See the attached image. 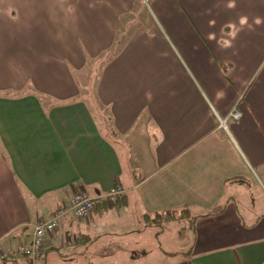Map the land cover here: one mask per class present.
<instances>
[{
  "label": "crops",
  "instance_id": "1",
  "mask_svg": "<svg viewBox=\"0 0 264 264\" xmlns=\"http://www.w3.org/2000/svg\"><path fill=\"white\" fill-rule=\"evenodd\" d=\"M135 2L0 0V264H30L34 225L116 184L37 264H264V0H154L126 34ZM183 222L186 252L149 232Z\"/></svg>",
  "mask_w": 264,
  "mask_h": 264
},
{
  "label": "built area",
  "instance_id": "2",
  "mask_svg": "<svg viewBox=\"0 0 264 264\" xmlns=\"http://www.w3.org/2000/svg\"><path fill=\"white\" fill-rule=\"evenodd\" d=\"M240 117L241 114L236 109H233L229 114V118L234 120H238ZM123 193L124 190L119 184H116L113 188L98 196H90L84 191L76 193L66 206L55 212L47 220L37 223L32 227L29 243L21 246L17 254L25 257L30 264H37L42 254L45 236L55 231L60 226L64 217L72 215L78 220L86 219L104 201L115 203Z\"/></svg>",
  "mask_w": 264,
  "mask_h": 264
},
{
  "label": "rangeland",
  "instance_id": "3",
  "mask_svg": "<svg viewBox=\"0 0 264 264\" xmlns=\"http://www.w3.org/2000/svg\"><path fill=\"white\" fill-rule=\"evenodd\" d=\"M153 1L154 0H146V1L138 0V2H135V4H134L135 15L132 18V21L129 22V23L124 22V25H125L124 26L125 27L124 31L126 32V34H130V32L133 29L130 32H128V28H134L133 27L134 25L138 26V27H142V26L146 27V26L149 25L148 24V20H147L148 19L147 12H149V14H151L152 20L155 21V16H154L153 13L155 12L156 9H155V7L153 5ZM126 34H124V35H126ZM123 37L124 36L121 35L120 38H119V46L127 39V37H126L125 40H124ZM94 67H95L94 64L87 65V67L85 68V70L83 72V75L86 76V77L84 76V79L87 80L88 88H92L93 82L90 81V77H87V76H89V75L90 76L91 75L94 76V73H95V68ZM79 75L80 74H76V79L78 81L80 80ZM82 83L83 82H80L81 90L83 88L82 87ZM173 229L170 227V229L166 233V235L164 234V235L161 236V240L157 239V235H158V234H156L157 233V229L151 228V229H149V232L151 233V235H152V233H155L154 236L156 237V243L161 241L162 242V246H163V250H167V251L171 252L170 250L180 249L181 248V249H183V251H181V252H186V250H188V246L191 244V241L193 239L192 231L189 230V228L187 226V222H183V224H179V226H175ZM177 229H178V232H177ZM146 237L148 238L150 236H148L146 234ZM151 239H150V242H151ZM148 242L149 241L146 240V243H148ZM130 244H131L130 245L131 247L128 248V253H132L134 250H136L135 248H132V247L136 246L137 243H133V244L130 243ZM125 258H127V256H125ZM123 260H125L123 258V256L117 255L114 258L105 259L103 264H119V262L121 263Z\"/></svg>",
  "mask_w": 264,
  "mask_h": 264
},
{
  "label": "trees",
  "instance_id": "4",
  "mask_svg": "<svg viewBox=\"0 0 264 264\" xmlns=\"http://www.w3.org/2000/svg\"><path fill=\"white\" fill-rule=\"evenodd\" d=\"M232 180H237V179H232ZM187 211L186 210H183L179 213V216H175V213L174 212H168V213H165L164 214V218L167 219V220H174L176 218L178 219H184V218H187ZM159 218V217H157ZM155 220L151 221L153 224L155 223L154 222ZM194 221V219H191V222ZM157 223V222H156Z\"/></svg>",
  "mask_w": 264,
  "mask_h": 264
},
{
  "label": "clouds",
  "instance_id": "5",
  "mask_svg": "<svg viewBox=\"0 0 264 264\" xmlns=\"http://www.w3.org/2000/svg\"><path fill=\"white\" fill-rule=\"evenodd\" d=\"M245 22H246V20H245ZM256 23H257V24H259V23H260L259 19L256 21Z\"/></svg>",
  "mask_w": 264,
  "mask_h": 264
}]
</instances>
